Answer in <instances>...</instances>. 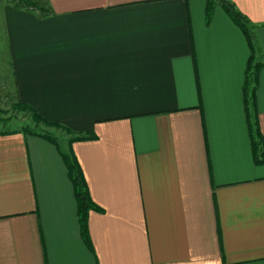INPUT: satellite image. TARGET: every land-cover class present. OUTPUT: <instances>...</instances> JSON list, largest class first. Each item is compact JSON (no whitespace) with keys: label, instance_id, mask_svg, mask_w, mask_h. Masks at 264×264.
Instances as JSON below:
<instances>
[{"label":"crops","instance_id":"crops-1","mask_svg":"<svg viewBox=\"0 0 264 264\" xmlns=\"http://www.w3.org/2000/svg\"><path fill=\"white\" fill-rule=\"evenodd\" d=\"M0 2L13 101L94 138L74 141L102 211L80 236L48 140L0 134V264H264V164L242 97L249 48L206 0ZM264 61V0H231ZM255 116L264 141V67Z\"/></svg>","mask_w":264,"mask_h":264},{"label":"trees","instance_id":"trees-1","mask_svg":"<svg viewBox=\"0 0 264 264\" xmlns=\"http://www.w3.org/2000/svg\"><path fill=\"white\" fill-rule=\"evenodd\" d=\"M7 2L12 3L16 7L30 9L38 11L40 13L48 12L47 2L41 0H8ZM215 5H219L223 8L229 18L236 24V26L244 34L248 48H249V58L246 63L244 83L242 87V97L246 112V124L248 128L249 138L252 146V151L254 155V161L256 163L264 164V141L258 127V121L255 116V92L258 80L259 70L264 67V61L258 59L259 46L257 45L253 25L234 5L231 0H206L205 6V19L206 23L209 22L212 14V9ZM23 111L26 113L31 122L35 125H43L46 128L60 129L64 133L68 134L69 137L66 141L65 146H61L54 136L50 132H40L32 127L25 125L15 128L8 127V121L11 119L9 111ZM14 132H26L29 134H34L40 136L48 141H50L58 150L61 155L66 168L68 170L69 178L74 187V193L77 201V216L78 224L80 230V236L86 246L91 248V242L88 235L87 228V216L90 210L101 212L102 210L97 207L91 200L86 183L84 181L81 169L78 162L76 161L72 151L71 144L74 141H82L94 138L92 135H81L74 134L69 128L63 125L49 121L43 118L39 113H37L31 106L21 103L19 101H14L10 105V110L2 109L0 107V134H8Z\"/></svg>","mask_w":264,"mask_h":264},{"label":"rangeland","instance_id":"rangeland-1","mask_svg":"<svg viewBox=\"0 0 264 264\" xmlns=\"http://www.w3.org/2000/svg\"><path fill=\"white\" fill-rule=\"evenodd\" d=\"M0 2L2 1L0 0ZM7 58L8 56L5 51L3 33L0 28V107L2 109L10 110V105L14 101L12 100L13 96L11 95L12 91L9 85L10 68ZM7 115L11 117V119L8 121L7 124L9 128L28 125L40 132H50L51 135L54 136V138L61 146L66 145V141L69 135L64 133L62 130L55 128H46L43 125H35L34 123L31 122L29 116L23 111H19V110L9 111V114Z\"/></svg>","mask_w":264,"mask_h":264},{"label":"built area","instance_id":"built-area-1","mask_svg":"<svg viewBox=\"0 0 264 264\" xmlns=\"http://www.w3.org/2000/svg\"><path fill=\"white\" fill-rule=\"evenodd\" d=\"M1 1H5V2H7L8 0H1Z\"/></svg>","mask_w":264,"mask_h":264}]
</instances>
